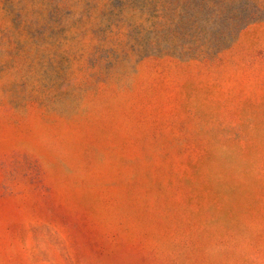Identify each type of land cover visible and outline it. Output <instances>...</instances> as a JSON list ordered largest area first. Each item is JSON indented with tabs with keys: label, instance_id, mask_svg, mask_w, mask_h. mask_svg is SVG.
<instances>
[{
	"label": "rangeland",
	"instance_id": "rangeland-1",
	"mask_svg": "<svg viewBox=\"0 0 264 264\" xmlns=\"http://www.w3.org/2000/svg\"><path fill=\"white\" fill-rule=\"evenodd\" d=\"M0 264H264V0H0Z\"/></svg>",
	"mask_w": 264,
	"mask_h": 264
}]
</instances>
